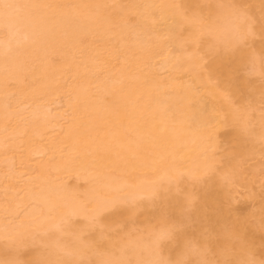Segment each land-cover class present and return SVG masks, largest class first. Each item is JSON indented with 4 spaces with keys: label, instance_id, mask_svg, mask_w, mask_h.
Returning <instances> with one entry per match:
<instances>
[{
    "label": "bare ground",
    "instance_id": "bare-ground-1",
    "mask_svg": "<svg viewBox=\"0 0 264 264\" xmlns=\"http://www.w3.org/2000/svg\"><path fill=\"white\" fill-rule=\"evenodd\" d=\"M178 262L264 264V0H0V264Z\"/></svg>",
    "mask_w": 264,
    "mask_h": 264
},
{
    "label": "rangeland",
    "instance_id": "rangeland-1",
    "mask_svg": "<svg viewBox=\"0 0 264 264\" xmlns=\"http://www.w3.org/2000/svg\"><path fill=\"white\" fill-rule=\"evenodd\" d=\"M241 200H238V201H236L235 202V204L233 205V206H235V208L237 209V210H240L241 211V213H242V211H244V210H246V207H247V205H248V203L246 202L245 203V201H241ZM244 209V210H243ZM236 210V211H237Z\"/></svg>",
    "mask_w": 264,
    "mask_h": 264
},
{
    "label": "snow or ice",
    "instance_id": "snow-or-ice-1",
    "mask_svg": "<svg viewBox=\"0 0 264 264\" xmlns=\"http://www.w3.org/2000/svg\"><path fill=\"white\" fill-rule=\"evenodd\" d=\"M178 264H183V262H178Z\"/></svg>",
    "mask_w": 264,
    "mask_h": 264
}]
</instances>
